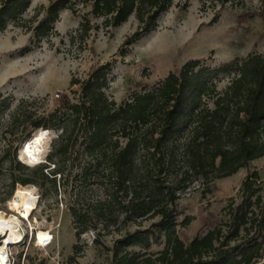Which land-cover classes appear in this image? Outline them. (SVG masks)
Returning a JSON list of instances; mask_svg holds the SVG:
<instances>
[{
  "label": "trees",
  "instance_id": "16d2710c",
  "mask_svg": "<svg viewBox=\"0 0 264 264\" xmlns=\"http://www.w3.org/2000/svg\"><path fill=\"white\" fill-rule=\"evenodd\" d=\"M202 1L226 5L241 0ZM260 1L264 6V0ZM30 3L31 0H0V32L13 23L35 33L37 43L49 40L56 34L55 23L60 13L67 9L75 13L83 3L91 7V16L103 19L107 29L121 27L134 15L139 26L126 40L131 45L155 30L159 18L169 11L174 0H52L27 25L22 16ZM187 7L185 4L184 8ZM91 29V21L85 20L81 31L88 35ZM109 67H99L84 81H73L72 85L80 86L82 92L79 102L66 100L51 114L34 118L24 101L18 105L11 126L28 132L21 141L27 142L34 131L42 128L59 135L52 153L42 164L27 167L17 160V154L9 160V191L2 201L15 195L18 184L43 189L52 182L57 189L63 163L77 146L84 145L99 166L102 161L106 163L112 184L109 198L93 204L98 220L115 216L113 222L117 223V212L124 214V225L147 217H162L159 226L165 236V248L158 257L144 258V254L129 251L133 247L150 248L146 232L137 231L116 242L113 253L117 264L258 263L264 257V205L260 216L254 219L257 215L253 208L261 207L263 202L255 189L257 175L248 176L242 185L247 198L237 207L228 235L219 228L186 245L179 236L176 213L178 193L189 189L190 177L208 181L231 177L264 156V56L250 54L213 70L204 67L201 61L187 62L156 89L135 95L121 105L109 100L106 94ZM224 76L231 77L229 86L218 92L215 80ZM5 103H0V112ZM184 132L188 134L183 149L188 169L174 184L165 183L162 176L170 174L176 166V142ZM54 162L55 167L49 173ZM89 214V210L78 206L72 208L78 239L90 229ZM255 223H259V230L253 235ZM242 231L246 237L232 247L231 241L238 239ZM155 241L160 243L161 237H155ZM74 249L77 251L78 246Z\"/></svg>",
  "mask_w": 264,
  "mask_h": 264
},
{
  "label": "rangeland",
  "instance_id": "374dc122",
  "mask_svg": "<svg viewBox=\"0 0 264 264\" xmlns=\"http://www.w3.org/2000/svg\"><path fill=\"white\" fill-rule=\"evenodd\" d=\"M51 2L31 0L22 16L25 23L28 25L37 11L49 7ZM185 4H188L187 8H184ZM90 12L91 7L83 3L75 13L69 9L62 11L55 23L56 34L49 38L50 41L44 39L37 43L35 33L13 23L0 32V103L6 102L0 112V212L15 215L9 201L17 196V191L39 197L38 209L30 220H21L26 241L11 247L15 264H117L113 253L116 242L137 231L146 232L150 248L133 247L130 252L144 254V258H156L165 248V236L159 226L162 217H147L127 225L122 223L124 214L121 212H117V223L113 222L115 216L103 221L96 218L93 204L108 199L113 190L106 163L102 161L99 166V161L90 156L84 145L77 146L69 160L63 163L57 189L52 182L43 189L18 184L15 195L2 201L9 191V160L17 154V160L27 167L40 165L52 153L59 135L45 128L34 131L28 140L45 130L38 162H29L23 153V146L28 141H21L28 132H22V127L11 126L12 115L22 101L34 118L51 114L66 100L79 102L82 92L80 86L72 85L73 81H84L99 67L110 65L106 94L109 100L121 105L135 95L156 89L161 81L172 72H178L187 62L201 61L204 67L213 70L250 54L264 56V6L260 0H241L226 5L204 4L202 0H174L169 11L159 18L155 30L142 35L131 45L126 44V40L138 31L139 26L134 15L121 27L107 29L103 19L94 18ZM39 18L41 20L43 14ZM87 19L92 26L88 35L81 31L82 23ZM230 79V76L216 79L217 91L225 90ZM57 93H61L59 98ZM187 137L184 132L176 142V166L170 174L162 176L163 182L174 184L187 171L183 156ZM54 164L48 169L49 173ZM253 175L259 178L255 189L259 190L257 196L263 200L261 207L253 208L257 215L254 219H257L264 205V156L231 177L213 181L190 177L189 189L178 193L176 217L180 239L189 245L194 239L204 238L219 228L228 235L237 207L247 198L242 185ZM257 196L253 200L256 201ZM74 206L90 212V229L80 239L75 235ZM258 226L259 223L254 224L253 235L258 232ZM39 231L54 235L53 242L46 248L38 244L36 235ZM157 236L161 237L160 243L155 241ZM243 237H246L245 231L231 241V246L241 242ZM256 264H264V257Z\"/></svg>",
  "mask_w": 264,
  "mask_h": 264
},
{
  "label": "bare ground",
  "instance_id": "6f19581e",
  "mask_svg": "<svg viewBox=\"0 0 264 264\" xmlns=\"http://www.w3.org/2000/svg\"><path fill=\"white\" fill-rule=\"evenodd\" d=\"M44 132L45 130L32 140H28L23 146V153L31 163H34L33 161H37L38 159ZM38 203L39 197L32 193L17 191V196L9 201V207L15 212V215H8L2 211L0 212V243L2 245L0 247V264H6L8 262L9 249H11V247H17V245L26 241V236L21 231V220L29 221L31 216L38 209ZM36 236L38 244L40 245H45L51 239V235L43 231H39ZM51 243L52 241L49 245Z\"/></svg>",
  "mask_w": 264,
  "mask_h": 264
},
{
  "label": "built area",
  "instance_id": "2783aa9c",
  "mask_svg": "<svg viewBox=\"0 0 264 264\" xmlns=\"http://www.w3.org/2000/svg\"><path fill=\"white\" fill-rule=\"evenodd\" d=\"M61 93H57L56 94V97L59 98L61 95ZM53 239H54V235H51V239L49 240V242H47L45 245H39L40 247L42 248H45L46 246L49 245V243L52 241L53 242ZM1 245V243H0ZM9 255H8V262L6 264H15V260H14V254H13V251H11V249H9Z\"/></svg>",
  "mask_w": 264,
  "mask_h": 264
}]
</instances>
